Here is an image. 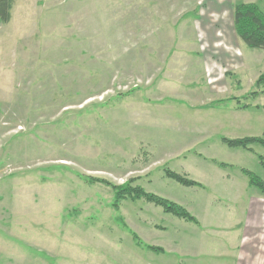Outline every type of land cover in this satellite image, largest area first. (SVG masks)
Masks as SVG:
<instances>
[{"label":"rangeland","instance_id":"rangeland-1","mask_svg":"<svg viewBox=\"0 0 264 264\" xmlns=\"http://www.w3.org/2000/svg\"><path fill=\"white\" fill-rule=\"evenodd\" d=\"M13 3L0 42V264H229L232 234L246 235L243 264H264V219L248 224L212 189L164 174L206 181L223 161L264 180L263 146L220 139L264 137V49L232 19L264 0ZM125 185L194 216L210 200L214 224L191 238L193 222L116 199Z\"/></svg>","mask_w":264,"mask_h":264},{"label":"trees","instance_id":"trees-1","mask_svg":"<svg viewBox=\"0 0 264 264\" xmlns=\"http://www.w3.org/2000/svg\"><path fill=\"white\" fill-rule=\"evenodd\" d=\"M12 6V0H0V22L6 23L10 19V10ZM234 30L239 39L248 47L253 49H264V12L254 3H238L234 5L232 12ZM256 86L264 87V70L256 79ZM264 111V105H263ZM221 141L228 147H241L248 151H252L251 146L253 144H259L264 147V137L262 136H243V137H221ZM259 163L264 170V158L258 156ZM220 165L225 166L223 162H219ZM248 178V183L259 188L264 192V180L253 172L241 168L240 169ZM165 176L175 180L184 186H200L201 184L184 174L165 169ZM105 181V180H99ZM115 198L123 199L126 197L139 198L142 197L146 201L153 203L161 209L170 213L176 217H179L185 221L197 223V220L193 214H191L182 205L173 202L165 197L157 195L155 193L144 191L138 186L125 185L115 188ZM152 250H159L153 246H147Z\"/></svg>","mask_w":264,"mask_h":264},{"label":"crops","instance_id":"crops-1","mask_svg":"<svg viewBox=\"0 0 264 264\" xmlns=\"http://www.w3.org/2000/svg\"><path fill=\"white\" fill-rule=\"evenodd\" d=\"M13 9H14V3L12 0L9 21L6 23L0 22V25H5V26H2L3 27L2 29H4V27L6 29V30H2V29L0 30V42L1 43L6 41L7 37L5 36L9 35L6 33V31L8 29L7 27L8 23L11 22L12 20ZM257 116L261 117V119L263 120V117L261 116V114ZM218 162H223V161H218ZM225 164H226L225 166H222L218 163L219 165L218 167L219 169H222V171L215 170L209 173L206 181H199L201 183L200 187H202L203 189L207 187L208 190L212 189V194L214 196L216 195L215 197H218L219 201H223L224 204L227 202L234 203V206H232L233 210L240 211L239 218H243V220H246V223L248 222V224L250 223L252 224V222H255L256 225L263 224V219H264V197L263 195L257 192V190H255L254 188H251L255 186L250 185L248 183V178L245 177L246 175L241 170L240 172H242L245 176L243 175L240 176L239 174L232 175L230 173L223 172L224 169H226V167L229 166L228 163H225ZM200 202L201 203L197 205L198 206L197 208L199 211H196L194 213L195 217L197 218V223H191L193 226H186L184 223L178 222L179 225H181L182 223V227H185L184 228L185 232H187V229H189L191 238H199L201 236L200 233H203L204 230L205 231L210 230V227L212 226V224H214L213 223L214 218L211 219L213 215V213L211 212L212 211L211 207L213 204L212 201L204 199L203 201H200ZM245 213H246V217H243L242 215ZM215 216H217V214H215ZM228 219L229 218H227V220ZM230 224H231L232 231L238 228L236 222L235 223L232 222ZM245 236L244 235L238 236V235L232 234L231 236L226 238V241L229 242L230 247H231L230 250H227V254H228L227 261L229 262V264L230 263L231 264H243L242 262L243 258H245L248 253V249L242 246L244 245L243 241L245 239L244 238ZM175 238H181V237L175 236ZM245 240L247 241V239ZM194 248H197V246L195 245ZM199 249L200 248L198 247V250ZM191 260L192 262L194 261V259H191Z\"/></svg>","mask_w":264,"mask_h":264}]
</instances>
